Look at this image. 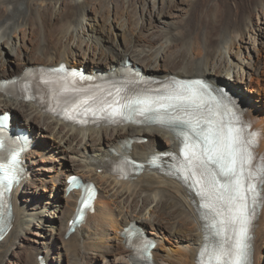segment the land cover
<instances>
[{
  "label": "bare ground",
  "instance_id": "6f19581e",
  "mask_svg": "<svg viewBox=\"0 0 264 264\" xmlns=\"http://www.w3.org/2000/svg\"><path fill=\"white\" fill-rule=\"evenodd\" d=\"M85 1L0 0V81L21 77L28 68L60 63L82 67L91 74H118L126 67L125 62L156 79H203L217 89H225L239 104L244 120L258 133L256 151L264 158V66L261 71L253 67L254 63H248L249 54L244 56L241 49L247 51V46L237 43H245L248 28L254 25L256 7L263 10V4L259 6L262 0L203 2L200 12L210 7L212 26L208 28L207 22L198 18L193 21L186 14L183 31L187 35L179 41L186 46L187 39L190 43L197 40L198 44H190L186 49L182 44L184 48L176 52L167 47L171 44L169 36H175L171 29L177 20L163 19L169 9L172 15L181 13L177 4L188 7L192 13L191 0H152V4L150 0H121L139 10L138 26L146 28L147 34L144 42L137 34L127 35L126 22L118 9L107 7L106 12H96ZM88 12L91 13L86 18ZM28 23L38 25L36 38L31 31L20 35V28ZM261 23L255 26V35L262 38L264 22ZM57 24L63 28L60 33L55 30ZM248 35L250 41L253 34ZM111 42L115 44L110 46ZM5 113L9 114L10 127L27 133L31 148L19 156L24 171L11 190L10 231L0 242V264L6 259L9 264H103L100 260L104 259L106 264H145L133 255L122 235L131 222L157 243L151 264H199L201 255L211 256L206 236L212 229L200 209L203 201L197 192L189 183L184 185L150 168L154 155L181 153V142L172 132L153 125L79 126L54 116L34 101L0 92V114ZM138 138L145 141L140 143ZM49 154L60 156L56 160L47 158L46 173L39 163ZM127 158L146 164L143 172L122 178L111 171L113 164ZM72 174L93 182L99 194L94 213L88 214L85 224L66 238L80 194L65 192V179ZM52 188L61 194H53ZM262 189L251 264H264V183ZM56 214L60 216L59 224L54 221ZM34 219L38 220L36 232L30 231ZM26 233L33 238L25 237ZM164 239L177 249L166 248ZM17 240L24 243L18 245Z\"/></svg>",
  "mask_w": 264,
  "mask_h": 264
},
{
  "label": "snow or ice",
  "instance_id": "6c2138e0",
  "mask_svg": "<svg viewBox=\"0 0 264 264\" xmlns=\"http://www.w3.org/2000/svg\"><path fill=\"white\" fill-rule=\"evenodd\" d=\"M53 72H63V65ZM45 83H48L45 81ZM121 89H117L119 95ZM206 92V85L201 81L185 83L177 82L176 87L168 90L163 95L153 100L151 98H136L127 100L124 103L113 101L108 104L106 101H97L94 96H86L73 107L88 105L89 101L104 105L93 109L88 107L86 111L96 115L97 112L105 113L108 117H122L128 119L130 113L144 115L146 112H156L163 122V115L171 113H183L184 115L169 116L168 122L184 125L190 129L182 132L185 140V147L181 150L185 159L177 169L183 174L187 183L191 181V187L197 191L202 201L201 207L208 208L214 214V220H219L212 225L216 228V235L226 237L232 241L230 248L225 251L221 244L215 255L217 264H243L247 256L248 229L250 223V207L257 204L258 185L254 181L256 176L249 169L253 156L248 146L252 141H245L242 138V129L235 126L236 117L232 109L224 104L223 98L217 101V110L223 108L220 113V120H213L217 115L211 107L204 104L202 96ZM111 96L112 94L109 93ZM117 106H113V105ZM205 109L207 115H205ZM187 116L188 119H185ZM230 117L224 120V117ZM72 119L71 116L66 117ZM206 125L202 127L201 125ZM195 139V143L193 142ZM158 157L149 162L155 166ZM126 163H131L126 161ZM142 167V165H136ZM14 179L13 176L8 177ZM264 183V178H261ZM2 195V193H0ZM90 195V193H89ZM254 211V207L252 209ZM148 247V245H145ZM229 257L228 261L224 257Z\"/></svg>",
  "mask_w": 264,
  "mask_h": 264
},
{
  "label": "rangeland",
  "instance_id": "374dc122",
  "mask_svg": "<svg viewBox=\"0 0 264 264\" xmlns=\"http://www.w3.org/2000/svg\"><path fill=\"white\" fill-rule=\"evenodd\" d=\"M92 0H86L85 2H88L89 3V5H90V7H91V9H93L94 11H99V9H104V11L106 12L108 9H118L117 11H119L118 13H120L122 16H123V19H124V22H126V31H127V35H129V34H134V35H136L137 34V36L139 35L140 36V40L141 41H143L144 42V40L146 39V36L145 35H147L146 34V28H139V26L138 25H140V20H141V16H140V13H139V10L135 7V6H133V5H131V6H128V5H126V3H124V2H122L121 0H119V1H112V0H107V1H105V0H93L92 2H91ZM94 1H97V2H95V5H94ZM99 1H101V2H99ZM104 1V2H103ZM112 1V2H111ZM178 0H175L174 2H177ZM196 2H194V0H191V3L193 2V4L192 5H194V11H192V13L190 12H188V7H185V6H182L181 4H177V7H179V8H182V11H181V13H175V14H173L172 15V10L171 9H169L168 11H167V13L165 14V16H164V21H175V20H177V21H175V23H174V26L173 27H175V28H173L172 27V31H173V33H174V35L176 36V35H178V37L176 36H174V38H177V40L176 39H174L173 38V36L172 35H170L169 37H170V39H171V44L167 47V50L168 51H177L178 50V48H184V46H185V49L187 48V46L189 47L190 46V44H193V45H195V43L196 44H198V41L196 40L195 41V43H190V41L188 42V40L189 39H187L186 41H187V46L185 45V44H183V42L182 41H179V40H183L184 38H185V35H187L184 31H183V27H184V25L183 24H185V22H186V20L188 19V16L187 17H185V15L186 14H188V15H190V18H192L193 19V21L195 20L196 21V19L198 18L200 21H205V22H207V25H208V28H209V26L211 25L212 26V24H211V19H210V15L213 13V12H211L210 11V7L208 8V11H201L200 12V9H201V7H203L204 6V4L205 3H203V2H238L239 0H195ZM260 1V0H259ZM131 2H134L133 0L131 1ZM98 3V4H97ZM150 3L152 4V0H150ZM195 3V4H194ZM261 4H263V10H261V8H260V10H259V7H256V11L254 12V14H253V16H252V18L254 19H252L253 21L252 22H254V25H252V27L251 28H248V29H250L249 31H248V33H251V34H253V36H252V38H250V41L248 40V37H249V35H248V33L247 34H245L246 35V39L244 38L243 39V42H245V43H241V41H239V42H237L238 44L240 43L241 45H246L247 46V51L246 50H243V47L241 48L242 49V51H244V56H248V54H249V60L247 59V62L248 63H254V65L255 66H253V67H256L257 69H259V70H261V71H263V66H264V36L261 38V36H258L257 34L255 35V32H256V25L258 24V26H260V25H262V23L261 22H264V0H262V2L259 4V6L261 5ZM93 5V6H92ZM158 5H160V4H158ZM203 5V6H202ZM95 7V8H94ZM107 7H108V9H107ZM126 8V9H125ZM130 8V9H129ZM206 8V7H205ZM258 8V9H257ZM107 9V10H106ZM206 14H205V13ZM257 12V13H256ZM260 12V13H259ZM263 12V13H262ZM89 13H91V12H88L87 14V16H86V18L88 17L89 18ZM204 13V14H203ZM211 13V14H210ZM180 14H182V15H180ZM199 14H201L200 16H199ZM209 14V15H208ZM107 14H103V17H105V18H108L107 16H106ZM178 15V16H177ZM180 15V16H179ZM263 15V16H262ZM127 16V17H126ZM172 17V18H171ZM174 17V18H173ZM176 17V18H175ZM181 18H183V19H181ZM209 20H208V19ZM111 19H112V17H111ZM185 19V20H184ZM205 19V20H204ZM206 20H208V21H206ZM182 21V22H181ZM184 21V22H183ZM256 21V22H255ZM130 22V23H129ZM177 22V23H176ZM128 23V24H127ZM182 24V25H181ZM181 25V26H180ZM64 26V25H63ZM57 27V28H56ZM56 27H55V30H56V32L57 33H60L61 31H62V27L60 26V25H56ZM59 27V28H58ZM205 27H207V26H205ZM204 27V28H205ZM253 28V29H252ZM23 29V30H22ZM26 29V30H25ZM145 29V30H144ZM175 29V30H174ZM20 30L22 31L21 33H20V35L21 34H24L25 33V31H26V33H28V31H31L32 32V37L34 38H36V36H38V31H39V27H38V25L37 24H35V23H28L26 26H24V27H21L20 28ZM34 30V31H33ZM37 30V32H35ZM134 30V31H133ZM177 30H180L181 32H182V34H181V32L180 31H177ZM60 31V32H59ZM175 31H177V32H175ZM179 32V33H178ZM217 33V31H214V33ZM177 33V34H176ZM185 33V34H184ZM35 34H37V35H35ZM181 34V35H180ZM194 34V36H196L197 35V33H193ZM196 34V35H195ZM199 34V33H198ZM180 36V37H179ZM191 36H193V35H191ZM188 38V37H187ZM192 39H195V38H192ZM191 39V40H192ZM120 42H122V40H121V37H120V40H119ZM118 41V42H119ZM177 41V42H176ZM178 41L180 42V43H178ZM247 41V42H246ZM249 42V43H248ZM261 42H263V43H261ZM188 43H189V45H188ZM237 43H234V45H235V47L237 46L236 44ZM261 43V44H260ZM115 44V42H111L110 43V46L112 45H114ZM182 44L184 45L183 47H182ZM263 44V45H262ZM250 45V46H249ZM180 46V47H179ZM115 47V46H114ZM254 48V49H253ZM236 49V48H235ZM258 53V54H257ZM257 55V56H256ZM250 56H252V57H250ZM41 58H42V56H40ZM260 59H259V58ZM259 65L260 63V67L258 66V65H256V63ZM260 62V63H259ZM263 63V64H262ZM87 67V66H86ZM87 69H90V68H88L87 67ZM94 69V68H93ZM171 72V71H170ZM159 73H163V72H159ZM242 87H244L243 85H242ZM250 95H252V94H250ZM48 136H50V135H48ZM48 140H50V138H48ZM58 156H60V154H58V155H54V156H52V155H44L41 159H40V165H42L43 167H44V169H45V172L46 173H49V167H46V165H47V163H46V160H47V158H48V160L50 159V158H53L54 160H56V159H58ZM42 161V162H41ZM63 162H66V163H69V162H67L66 160L65 161H63ZM58 170H61V168H58ZM72 171V170H71ZM54 174H55V170H54ZM58 190V189H57ZM57 190H55V188H52V192H53V194H61L60 192H58ZM50 191H51V189H50ZM61 192H62V190H61ZM45 193V192H44ZM60 199L62 200V195H61V197H60ZM30 200H32V197L30 198ZM35 201H37V199L35 200ZM42 210H44L45 211V208H44V206H42ZM57 217V218H56ZM60 217V216H59ZM59 217L57 216V214L56 215H54V221H56L58 224L59 223H61V222H59ZM38 220L37 219H34V220H32V224H30V231H32V232H36L37 230H38V228H36V227H38V222H37ZM140 223V222H139ZM141 224V223H140ZM145 226V225H144ZM146 227V226H145ZM148 228V232L150 231V229H149V227H147ZM21 235V234H20ZM25 237H27L28 239H32L33 238V236L31 235V233L29 234V233H26L25 235H24ZM148 236H150L149 234H148ZM65 237V236H64ZM62 238V237H61ZM167 239V238H166ZM21 240H17V244L19 245V244H23L24 242L22 241V242H20ZM163 241V244L166 246V248H172L173 250H175V249H177V248H175V246L173 247L171 244L172 243H170V241L169 240H162ZM167 241L169 242V243H167ZM86 244L88 243V242H85ZM159 251V250H158ZM160 253H163L162 251H160ZM39 258H41V257H39L38 256V259ZM8 261V259H6L2 264H9V262H7ZM104 261H107L106 259H104V260H100V262L102 263L103 262V264H106V262H104ZM11 264V263H10Z\"/></svg>",
  "mask_w": 264,
  "mask_h": 264
}]
</instances>
